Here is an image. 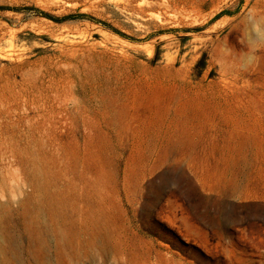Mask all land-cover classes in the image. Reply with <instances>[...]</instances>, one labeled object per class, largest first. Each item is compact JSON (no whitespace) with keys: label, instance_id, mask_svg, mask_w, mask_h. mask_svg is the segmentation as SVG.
Listing matches in <instances>:
<instances>
[{"label":"rangeland","instance_id":"rangeland-1","mask_svg":"<svg viewBox=\"0 0 264 264\" xmlns=\"http://www.w3.org/2000/svg\"><path fill=\"white\" fill-rule=\"evenodd\" d=\"M0 264H264V0H0Z\"/></svg>","mask_w":264,"mask_h":264}]
</instances>
